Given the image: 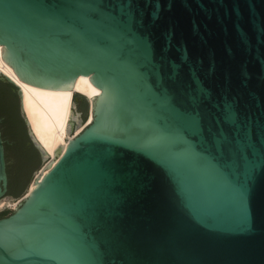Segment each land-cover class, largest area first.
Here are the masks:
<instances>
[{
    "label": "water",
    "instance_id": "95a60500",
    "mask_svg": "<svg viewBox=\"0 0 264 264\" xmlns=\"http://www.w3.org/2000/svg\"><path fill=\"white\" fill-rule=\"evenodd\" d=\"M0 45L29 85L103 91L0 218V264H264V0H0Z\"/></svg>",
    "mask_w": 264,
    "mask_h": 264
},
{
    "label": "bare ground",
    "instance_id": "6f19581e",
    "mask_svg": "<svg viewBox=\"0 0 264 264\" xmlns=\"http://www.w3.org/2000/svg\"><path fill=\"white\" fill-rule=\"evenodd\" d=\"M3 49L4 47L0 45V71L12 79L22 90L24 114L34 137L50 156L49 163L45 165L36 180L31 183L28 191L29 195L48 173V170L55 165L60 155L66 151L74 138L69 135V125L73 121L75 94L80 93L90 100L89 124L93 121L94 99L97 95L101 96L103 91L91 82L90 76L78 77L73 90H44L29 85L21 80L15 70L3 58ZM81 131H77L76 136Z\"/></svg>",
    "mask_w": 264,
    "mask_h": 264
},
{
    "label": "trees",
    "instance_id": "16d2710c",
    "mask_svg": "<svg viewBox=\"0 0 264 264\" xmlns=\"http://www.w3.org/2000/svg\"><path fill=\"white\" fill-rule=\"evenodd\" d=\"M0 83L3 82L0 81ZM4 85L10 89L14 99L16 98V101H3V106L0 108V129L6 148L7 172L9 177L8 193L16 198H20L32 182L31 173L38 171L42 166V162L38 149L29 147L31 140L26 130L24 118L20 113V99L17 94V89L6 82ZM85 105H87V102H85ZM4 114L6 115V119H4ZM3 124L8 126L9 133L14 139V146L18 149L17 151L21 150L20 156L22 161L15 176L11 174L8 165L7 151L9 143L3 130ZM27 143L29 144L28 146ZM10 214L11 212H6L3 214V217H7Z\"/></svg>",
    "mask_w": 264,
    "mask_h": 264
},
{
    "label": "rangeland",
    "instance_id": "374dc122",
    "mask_svg": "<svg viewBox=\"0 0 264 264\" xmlns=\"http://www.w3.org/2000/svg\"><path fill=\"white\" fill-rule=\"evenodd\" d=\"M75 98L78 99L77 100L78 102H76V100H73L74 113L72 116V120H74L76 123L75 126L72 125V122H70L69 125V135L72 137L76 136L77 131L79 130L83 131V129H85V127L88 125L90 112H91V104L84 95L80 93H76ZM85 102H87V105H85ZM49 161L50 160H48L45 164H43L41 168L45 166L47 163H49ZM20 198H16L12 195L7 194L3 199H1L0 218H5L3 217V214L6 212H11V214H13L19 206Z\"/></svg>",
    "mask_w": 264,
    "mask_h": 264
},
{
    "label": "flooded vegetation",
    "instance_id": "af4514ba",
    "mask_svg": "<svg viewBox=\"0 0 264 264\" xmlns=\"http://www.w3.org/2000/svg\"><path fill=\"white\" fill-rule=\"evenodd\" d=\"M1 82H3V81H1ZM4 83L5 82L0 83V108L3 106V101H16V98L14 99V97L11 95L12 92L10 91V89L6 85H4ZM76 102H78V101H76ZM4 117H5L4 119H6V115ZM28 145L29 144L27 143V146ZM30 146L36 148V146L33 142H31V145H29V147ZM5 153H6V148H5Z\"/></svg>",
    "mask_w": 264,
    "mask_h": 264
}]
</instances>
